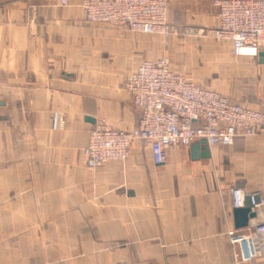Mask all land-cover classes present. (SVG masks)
Instances as JSON below:
<instances>
[{
    "label": "crops",
    "instance_id": "1",
    "mask_svg": "<svg viewBox=\"0 0 264 264\" xmlns=\"http://www.w3.org/2000/svg\"><path fill=\"white\" fill-rule=\"evenodd\" d=\"M81 1L0 0V264H237L231 192L264 200V135L209 146V159L172 147L162 165L140 141L93 170L83 150L102 121L137 127L125 82L143 61L171 56L196 84L264 112V58L89 23ZM217 15L215 0H168L179 28H214ZM259 224L264 207L247 228Z\"/></svg>",
    "mask_w": 264,
    "mask_h": 264
},
{
    "label": "built area",
    "instance_id": "2",
    "mask_svg": "<svg viewBox=\"0 0 264 264\" xmlns=\"http://www.w3.org/2000/svg\"><path fill=\"white\" fill-rule=\"evenodd\" d=\"M66 5L67 0H60ZM217 26L179 28L168 19V0H82L89 23L125 27L161 37H202L230 44L236 58H255L264 51V0H215ZM125 90L140 110L136 128L122 131L100 122L83 153L89 169L125 162L135 141L147 145L155 164L166 163L172 147L187 148L205 139L210 147H231L238 137L264 135V112L232 102L218 91L196 84L172 68L169 57L143 61L131 72ZM64 124V120H59ZM232 194V193H231ZM257 194H251L256 204ZM264 207L259 201L256 211ZM237 264L264 256V225L228 232Z\"/></svg>",
    "mask_w": 264,
    "mask_h": 264
},
{
    "label": "water",
    "instance_id": "3",
    "mask_svg": "<svg viewBox=\"0 0 264 264\" xmlns=\"http://www.w3.org/2000/svg\"><path fill=\"white\" fill-rule=\"evenodd\" d=\"M262 60L264 54L258 55ZM192 155L195 159H209L211 157L210 149L205 139L197 140L191 144ZM232 204L234 210V220L236 229L241 230L249 226L251 220L258 217L256 207L259 204V199L253 205L251 201V194H248L243 188L236 186L232 189Z\"/></svg>",
    "mask_w": 264,
    "mask_h": 264
},
{
    "label": "rangeland",
    "instance_id": "4",
    "mask_svg": "<svg viewBox=\"0 0 264 264\" xmlns=\"http://www.w3.org/2000/svg\"><path fill=\"white\" fill-rule=\"evenodd\" d=\"M171 37H175V38H189V37H183V36H171ZM166 38V37H165ZM198 38V37H197ZM200 39H204L205 40V42L206 41H208V42H206V44H222V43H219V42H216V41H214V40H212V39H208V38H202V37H200ZM167 57H169L170 58V60H171V56H167ZM177 72H179V71H177ZM200 84V83H199ZM201 86H203V87H206V85H204V84H200Z\"/></svg>",
    "mask_w": 264,
    "mask_h": 264
}]
</instances>
